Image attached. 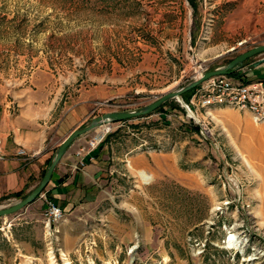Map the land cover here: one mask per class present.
Wrapping results in <instances>:
<instances>
[{
	"label": "rangeland",
	"instance_id": "1",
	"mask_svg": "<svg viewBox=\"0 0 264 264\" xmlns=\"http://www.w3.org/2000/svg\"><path fill=\"white\" fill-rule=\"evenodd\" d=\"M261 45L264 0H0V97L30 89L57 119L92 101L85 126ZM195 91L78 138H103L106 198L60 220L46 215L53 201L37 217L1 218L0 264H264V124L204 109ZM137 155L149 182L131 168Z\"/></svg>",
	"mask_w": 264,
	"mask_h": 264
},
{
	"label": "crops",
	"instance_id": "2",
	"mask_svg": "<svg viewBox=\"0 0 264 264\" xmlns=\"http://www.w3.org/2000/svg\"><path fill=\"white\" fill-rule=\"evenodd\" d=\"M261 59L264 56L255 63L245 64L238 71V79L264 82ZM114 94L109 98L121 96ZM91 108L92 101H84L57 119L51 107H42L39 96L30 89H15L0 97V146L5 155L0 160V203L31 193L42 180L55 150L87 122ZM19 149H24L27 156L18 155ZM106 156L101 145L93 150L89 149L88 140L75 141L55 168L42 196L26 207L29 218L37 217L39 210L45 211L48 201H53L66 213L76 211L94 196L103 201L109 193L104 180ZM128 160L131 168L140 171V175L152 176L147 156H131ZM6 197L10 198L4 200Z\"/></svg>",
	"mask_w": 264,
	"mask_h": 264
},
{
	"label": "water",
	"instance_id": "3",
	"mask_svg": "<svg viewBox=\"0 0 264 264\" xmlns=\"http://www.w3.org/2000/svg\"><path fill=\"white\" fill-rule=\"evenodd\" d=\"M261 54H264V45L255 47L245 53L238 55L227 65L204 73L203 75L192 80L185 86L177 90H173L171 92L166 93L155 102L143 108L137 110L115 111V112L106 113L100 117L92 119L87 125L74 130L55 150L54 155L50 160V163L40 183L31 191L30 194H28L25 198L18 201L14 205L7 208H0V219L16 214L19 211L25 209L26 207L34 203L44 193L47 186L50 184L52 180V176L55 168L60 163L62 158L65 156L70 146L81 136L93 130H96L100 127L107 126L113 123L130 121L137 118L149 116L154 112H156L157 110H159L161 107H163L166 103H168L171 100H177L179 102H183L182 96L187 92L199 87L204 82H207L212 78H216L220 76H228L231 73L242 69L246 61ZM259 62H264V59H261ZM183 107L186 109L187 112H189L191 117H194L192 111L186 104H184Z\"/></svg>",
	"mask_w": 264,
	"mask_h": 264
},
{
	"label": "built area",
	"instance_id": "4",
	"mask_svg": "<svg viewBox=\"0 0 264 264\" xmlns=\"http://www.w3.org/2000/svg\"><path fill=\"white\" fill-rule=\"evenodd\" d=\"M193 103L197 102L204 109L214 106H225L251 115L255 124H264V82H245L235 77L220 76L204 82L195 89ZM103 138L94 137L89 142L90 149H95ZM18 155L27 156L24 149H19ZM5 155L0 146V160ZM46 215L54 220L63 217V210L57 205L49 204Z\"/></svg>",
	"mask_w": 264,
	"mask_h": 264
},
{
	"label": "bare ground",
	"instance_id": "5",
	"mask_svg": "<svg viewBox=\"0 0 264 264\" xmlns=\"http://www.w3.org/2000/svg\"><path fill=\"white\" fill-rule=\"evenodd\" d=\"M226 132V131H225ZM228 133V132H227ZM262 136H263V134H262ZM231 137V136H230ZM255 137V136H254ZM231 139V138H230ZM232 142V141H231ZM234 142V141H233ZM233 146L235 145V144H232ZM235 147V146H234ZM252 149V148H251ZM250 149V152L249 153H251L250 154V156H248V157H250L251 158V155H252V150ZM239 153V152H238ZM240 156H241V154H240ZM247 157V158H248ZM247 158H245V160H247ZM249 159V158H248ZM251 160V159H250ZM249 160V161H250ZM263 160H264V158H263ZM253 161V160H252ZM246 163H248V160L246 161ZM261 163H263V161L261 162ZM250 165V164H249ZM262 165V164H261ZM263 165H264V163H263ZM141 177H142V179L144 180V182H149V181H151V178H152V176H150V175H148V174H145L144 175V173H141ZM239 243V242H238ZM228 244L230 245V246H235L237 243H236V241L234 240V237L231 235L230 236V238H229V240H228ZM52 259V258H51Z\"/></svg>",
	"mask_w": 264,
	"mask_h": 264
},
{
	"label": "trees",
	"instance_id": "6",
	"mask_svg": "<svg viewBox=\"0 0 264 264\" xmlns=\"http://www.w3.org/2000/svg\"><path fill=\"white\" fill-rule=\"evenodd\" d=\"M228 76H230V77H235V78H238V77H239V75H238L237 72H233V73H231V74L228 75ZM197 88H198V87H197ZM195 89H196V88H195ZM195 89H193V90L187 92L186 94H188V93H192ZM186 94H184L183 96H185ZM167 105H168V103L165 104L163 107H161V108H160L159 110H157V111H160V112L164 113V111L166 110ZM124 122H126V121H124ZM49 163H50V161L48 162V164H49ZM44 174H45V171H44L43 175H44ZM14 197H17V196L14 195ZM7 198H10V197H6L5 199H7ZM24 198H25V196H24ZM5 199H4V200H5Z\"/></svg>",
	"mask_w": 264,
	"mask_h": 264
}]
</instances>
